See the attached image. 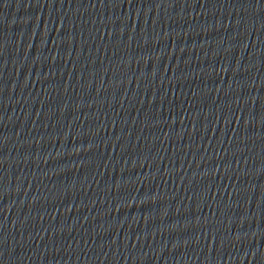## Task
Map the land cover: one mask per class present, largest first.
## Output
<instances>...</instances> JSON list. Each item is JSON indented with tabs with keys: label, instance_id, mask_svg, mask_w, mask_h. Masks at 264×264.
<instances>
[{
	"label": "water",
	"instance_id": "water-1",
	"mask_svg": "<svg viewBox=\"0 0 264 264\" xmlns=\"http://www.w3.org/2000/svg\"><path fill=\"white\" fill-rule=\"evenodd\" d=\"M63 0H0V77Z\"/></svg>",
	"mask_w": 264,
	"mask_h": 264
}]
</instances>
